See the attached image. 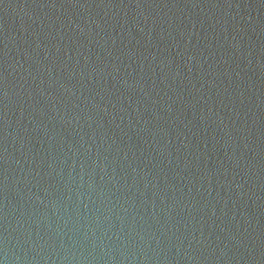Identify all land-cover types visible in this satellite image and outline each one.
<instances>
[{"label":"water","instance_id":"obj_1","mask_svg":"<svg viewBox=\"0 0 264 264\" xmlns=\"http://www.w3.org/2000/svg\"><path fill=\"white\" fill-rule=\"evenodd\" d=\"M0 264H264V0H0Z\"/></svg>","mask_w":264,"mask_h":264}]
</instances>
